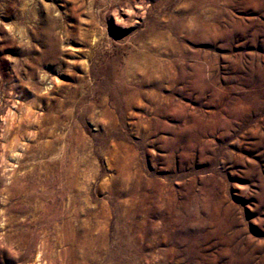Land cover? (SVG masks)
Masks as SVG:
<instances>
[{
	"label": "rangeland",
	"instance_id": "rangeland-1",
	"mask_svg": "<svg viewBox=\"0 0 264 264\" xmlns=\"http://www.w3.org/2000/svg\"><path fill=\"white\" fill-rule=\"evenodd\" d=\"M0 264H264V0H0Z\"/></svg>",
	"mask_w": 264,
	"mask_h": 264
}]
</instances>
